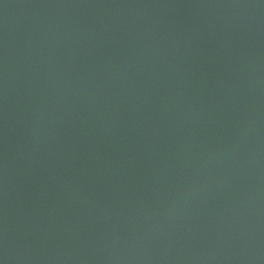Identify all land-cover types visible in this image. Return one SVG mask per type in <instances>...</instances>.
<instances>
[{
    "label": "water",
    "instance_id": "95a60500",
    "mask_svg": "<svg viewBox=\"0 0 264 264\" xmlns=\"http://www.w3.org/2000/svg\"><path fill=\"white\" fill-rule=\"evenodd\" d=\"M0 264H264V0H0Z\"/></svg>",
    "mask_w": 264,
    "mask_h": 264
}]
</instances>
